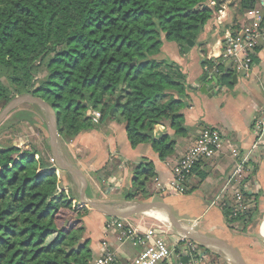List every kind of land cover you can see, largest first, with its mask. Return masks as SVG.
<instances>
[{
	"label": "trees",
	"instance_id": "obj_1",
	"mask_svg": "<svg viewBox=\"0 0 264 264\" xmlns=\"http://www.w3.org/2000/svg\"><path fill=\"white\" fill-rule=\"evenodd\" d=\"M225 1L0 0V109L31 93L53 107L64 141L115 120L133 147L150 142L168 159L176 142L162 130L187 132L182 109L190 86L182 67L161 57L163 41L184 52ZM257 1L238 0L239 9ZM231 78L220 80L230 85ZM15 113L46 127L42 113L16 108L8 119ZM154 175L151 161L141 163L123 198L147 201ZM91 210L39 150L0 145V264H90L84 218ZM222 211L232 227V208Z\"/></svg>",
	"mask_w": 264,
	"mask_h": 264
},
{
	"label": "crops",
	"instance_id": "obj_2",
	"mask_svg": "<svg viewBox=\"0 0 264 264\" xmlns=\"http://www.w3.org/2000/svg\"><path fill=\"white\" fill-rule=\"evenodd\" d=\"M251 21L252 18L247 12L239 9L238 0H226L220 6L219 13L205 25L189 52H181L174 43L167 55L161 56L181 65L190 86L187 90L189 99L182 109L187 132L176 134L172 128L162 130V133L168 134L176 142L174 152L168 159H162L150 142L133 147L125 124L109 120L101 123L97 129L84 131L73 138L74 144L68 146L70 152L67 160L82 171L89 200L118 207L138 202L125 200L123 194L134 187L136 168L141 163L151 161L155 175L148 183L149 190L154 193L150 198H163L159 201L170 207L172 203L175 208L172 211L183 225L231 245L246 264H264V215L262 219L260 217V214H264V143L257 145L253 170L251 167L252 174L245 181L249 180L250 184L246 188L257 199V219L245 226L230 227L223 209L211 205L233 168V149L237 147L246 153L253 150L257 143V130L254 125L260 109L264 106V36L260 38L253 55L252 69L248 75L225 71L215 80L201 81L205 74V60L219 57L223 39ZM225 73L232 76L230 85L220 80ZM234 75H237L236 83L233 82ZM203 85H207L211 91L203 92ZM203 127L219 129L226 138L219 155L214 159L202 160L197 165L190 178L189 192H156V181L167 182L173 177L168 162L183 155ZM73 181L78 184L77 180ZM78 189L80 197V186ZM112 217L92 209L84 218L92 258L95 259L105 249H110L116 251L122 264H128L140 248L130 242L119 241L118 229L110 226ZM124 219L126 223L146 227L144 214H134ZM245 227L247 229L241 231ZM174 236L179 235L175 233ZM206 248L214 252L217 264H232L233 261L227 259L221 250Z\"/></svg>",
	"mask_w": 264,
	"mask_h": 264
},
{
	"label": "built area",
	"instance_id": "obj_3",
	"mask_svg": "<svg viewBox=\"0 0 264 264\" xmlns=\"http://www.w3.org/2000/svg\"><path fill=\"white\" fill-rule=\"evenodd\" d=\"M247 14L252 21L230 32L223 39L221 55L213 59L211 65H204L207 80H215L225 71L246 75L251 71L253 55L260 38L264 36V0H259ZM259 113L254 125L257 130L255 147L246 153L241 152L237 147L233 149V168L224 186L211 202V205L220 209L232 208L231 217L236 219L232 226H245L257 207L254 194L246 188L249 180L245 181L252 174L255 149L258 144L264 143V106ZM92 114L93 120L99 122L101 112L95 109ZM225 140L219 129L201 128L184 154L168 162L173 177L167 182L156 181V192L184 194L189 188L194 167L202 160L217 157ZM110 226L118 229L120 242H130L133 246L140 248L129 262L130 264H217L214 252L194 240L180 236L177 239L168 240L166 233L151 229L142 230L139 226L126 223L123 217L113 216L110 219ZM90 264H122V262L116 251L105 249Z\"/></svg>",
	"mask_w": 264,
	"mask_h": 264
},
{
	"label": "water",
	"instance_id": "obj_4",
	"mask_svg": "<svg viewBox=\"0 0 264 264\" xmlns=\"http://www.w3.org/2000/svg\"><path fill=\"white\" fill-rule=\"evenodd\" d=\"M217 3H219V0H217ZM194 44L195 42L193 40H189L188 43L183 46L184 51L189 52V50L192 46H194ZM233 82H237V75L233 76ZM202 91L205 93H209V91H211V88H208L207 85H203ZM25 103L37 104L48 114V125L53 159L59 169L67 170L78 176L80 180V198L84 204H87L92 209L103 212L109 216L125 218L134 214H149L156 218H163L171 223V225L175 228L176 233L180 237L194 240L205 247L221 250L227 259L233 261L236 264H246L242 256L231 245L217 238L201 234L196 230L183 225L174 215L172 208L164 202L141 201L136 202L132 205L118 207L89 200L86 195V180L82 171L76 165L69 162L65 157H63V155L58 149L57 118L53 107L48 102L38 96H34L31 93L18 95L13 98L10 102H8L6 106L2 109L0 113V124L7 118V116L13 110L19 108ZM112 111L113 108L111 110V113Z\"/></svg>",
	"mask_w": 264,
	"mask_h": 264
},
{
	"label": "rangeland",
	"instance_id": "obj_5",
	"mask_svg": "<svg viewBox=\"0 0 264 264\" xmlns=\"http://www.w3.org/2000/svg\"><path fill=\"white\" fill-rule=\"evenodd\" d=\"M173 44L174 42L172 41L164 40L162 44L161 56L167 55L168 50ZM165 59L171 60L170 58H165ZM19 108H24L27 110H34L35 111L34 116H38V114H41V113L44 114L46 118V127H43L40 124L31 123L28 120H20L18 115L15 113L9 116V119L7 117L6 121L7 120L8 121L5 123V125L3 123L4 121L0 124V145H3V146L18 145V146H23L24 148L37 149L46 158L48 163L50 164L54 163L56 165V162L53 159V154L51 150L50 133H49V125H48V114L37 104H35L34 106V103H25ZM2 109L3 108L0 109V113ZM23 113H27V111L22 110L21 114ZM57 144H58V149L63 155V157H65L66 159H69L68 153L70 152L69 151L70 149L68 146H72L74 144L72 143V139H69V140L65 139L64 141L62 140L61 137H59L58 132H57ZM61 170H62V175L64 177V185L67 186L70 189V191L75 192L74 194L79 196L78 187L80 186V180L78 176H76L75 174L67 170H63V169ZM73 180H77L79 186ZM161 199L163 198H149L147 201L162 202V201H159ZM104 204H108V203H104ZM170 205L172 209L175 210L173 204L170 203ZM260 215L262 219L264 214H260ZM144 216H145V220L147 221L146 227H139L140 229L142 230L151 229V230H155L160 233H166L168 240H174V239H177V237H179V236L177 237L174 236L176 233V230L169 221H166L163 218H156L149 214H144ZM258 216H259L258 207H256V209L253 212V217L248 219L246 225L248 223L250 224L251 222L253 223L257 219ZM226 222H227V219H226ZM129 224L133 226H138L137 224H134V223H129ZM246 229L247 227H245L244 230H241V231H245ZM231 263L235 264L233 262Z\"/></svg>",
	"mask_w": 264,
	"mask_h": 264
}]
</instances>
